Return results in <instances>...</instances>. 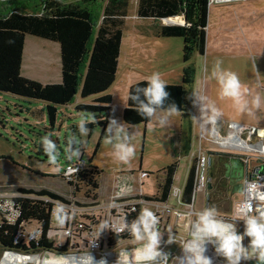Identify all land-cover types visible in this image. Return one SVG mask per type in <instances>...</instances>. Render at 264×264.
<instances>
[{"label": "trees", "instance_id": "trees-1", "mask_svg": "<svg viewBox=\"0 0 264 264\" xmlns=\"http://www.w3.org/2000/svg\"><path fill=\"white\" fill-rule=\"evenodd\" d=\"M207 1L135 0V17L148 18L157 22L149 31H141L137 28L140 33H150L155 37H180L182 40L181 62L183 66L180 83L168 84L166 91L170 93L169 102H174L178 106L183 113L181 119L186 122L191 103L189 87L194 72L189 60L193 53L200 56L204 53ZM128 2L129 0H0V92L25 100L42 101L50 127L55 121L56 105L72 103L75 95L80 98L88 97L89 102H77L73 105V109L79 114L87 112L97 114V123L89 124L88 127L92 125L100 127L99 141L111 113V96L106 90L114 81V70ZM93 7L98 8L99 11L96 21H93L91 15ZM175 16H181L182 23H159L165 18ZM25 35L58 45L60 75L58 83L42 84L20 75L19 68ZM94 38L102 47L101 57L98 60L94 56L95 49H91ZM89 54L93 59H90L85 66ZM137 84L140 87L146 86L144 80L131 83L127 87L125 104L120 112L121 120L129 125L146 124L149 121L141 117L136 112L135 105L127 99L129 88ZM187 147L185 144L182 150L186 152ZM214 154L222 156L224 153ZM195 161L196 157L189 164L180 191V200L184 204L190 202ZM220 165L221 167L214 163L208 173L210 184L206 191L208 206H214L213 200L220 201L224 193L229 201L232 197L231 186L225 187L221 179L224 167L223 163ZM176 166L175 159L167 164L161 170L162 178L156 184L154 194L142 195V197L152 201H167ZM99 172L96 166L86 162L85 168L65 182L72 193L78 192L80 186L84 187L81 195L83 200L88 202L79 204L74 201L76 205L89 206L98 203L96 191ZM144 173L145 177L149 174ZM15 191L17 195L6 199L7 204L0 202L1 250L14 251L17 254H33L40 251L62 253L64 246L53 245L48 231L51 229L54 218L53 207L57 202L67 203L69 201L46 188L33 189L20 186ZM136 216L137 210L125 217L130 222ZM75 221H80L83 229L93 224V218L85 215L76 216ZM31 223L34 224L33 229L39 230L37 238L27 241L24 237H18L14 240L16 232L18 230L23 232V227ZM129 239L133 238L127 231H122L117 235H109L106 244L110 246L115 242Z\"/></svg>", "mask_w": 264, "mask_h": 264}, {"label": "rangeland", "instance_id": "rangeland-1", "mask_svg": "<svg viewBox=\"0 0 264 264\" xmlns=\"http://www.w3.org/2000/svg\"><path fill=\"white\" fill-rule=\"evenodd\" d=\"M231 3L232 2H216L208 8V11L210 10L209 14H212V16L215 15V18L213 22L208 25L205 32L206 44L203 55L200 56L197 53H193L190 56L189 62L194 71L193 79L189 87L191 94L196 91H202L207 97L210 94L213 95L212 97L215 96L217 85L212 88V85L216 83V81L211 78L210 73L214 62L218 59L223 62V68L231 71H234V63L236 66L242 65L252 68L255 82L259 83L263 81L259 69V60L255 54L253 52H248L249 60L239 57L243 53L242 50L244 48L247 50H249V48L248 46L244 47L247 40L244 34L239 33L241 31L240 29L238 30L237 25L236 28H232L233 24L236 23L237 10L235 8L224 9L220 12H215L214 10L215 6H223ZM134 9L135 0H129L126 14L127 18H124V26L122 28L124 38L127 33L131 31L130 28H132L131 26L135 22V27L141 31L157 23L148 18H136ZM226 14L227 17H231L234 21L225 22L223 19ZM91 15L93 21H96L95 19L99 16L98 8L93 7L91 9ZM137 33L142 36H152L161 43L155 48L163 52V54L168 55L166 61L159 62L157 65L158 68L162 67L160 72L162 78H168L167 81L173 84L180 83L178 75L181 76V67L183 66L181 62V38L155 37L150 33L144 34L139 31H137ZM25 36L29 37V35ZM49 44L56 45V43L51 41ZM129 46L130 40L129 37H127L122 45V50H129ZM22 49L24 61L21 66V73L25 78L29 79V45L25 44ZM130 50L133 62L132 69L127 68V63L125 62L130 60L129 57L124 60V56L121 53L114 81L106 90L111 96V113L109 117H114L118 120H121L120 111L125 104L127 82L133 83L139 80H145L146 77L152 74L151 71L148 70L150 63L143 64L142 62H138L136 52L134 49ZM161 63L163 64L161 65ZM154 66L155 64L153 63L151 67ZM254 68H256L257 71H255ZM127 71H129L128 74ZM34 75L36 78H39L38 80H42L48 74L38 68L35 69ZM74 99L81 103L90 101V98H80L78 95H76L73 100ZM213 101H215L218 106L216 96ZM122 104L123 106H121ZM43 106L44 103L40 100H25L9 93L0 92V202H3V204H7L5 202L6 199L17 195L15 189L20 186L33 189L46 188L61 195L68 201H75L79 204L87 203L88 201L85 199L83 200V196L81 195V193L84 192L83 186H80L78 192L74 191L72 193L70 187H68L65 181L59 176L62 168L66 164L76 160V158L71 160L67 158V141L73 135L77 137V147L81 153L80 157L86 162L96 166L100 171L97 179L100 188H102L105 194L112 191H129L128 189H131L129 192H133L139 189L142 195L150 196L154 194L156 184L159 183L162 178L161 170L175 159L177 166L173 175L172 188L168 196V203L170 204H176L174 190L182 189L188 166L191 159L196 157L198 146L201 147L202 150H207L211 147L212 149H217L225 153L255 156L253 151L240 149L228 150L220 149L216 146L214 147V145H211L209 142L202 140V137L199 135L200 132H198L201 126L198 123L195 122L192 123V125L190 124L191 128L188 130L185 126L186 121H179L180 116H173L170 125L166 128L154 126V122L152 121H148L146 124H134V127L130 128V131L134 134L133 143L136 145V155L130 164L126 165L116 160L112 154L111 146L104 143V133L98 141L100 133V127L98 125L89 127L90 131L85 136L79 133L77 124L81 114L74 111L73 104L69 103L55 106L56 114L52 127L48 124ZM195 110L197 111V109L192 106V103H190V115L193 114ZM223 119L222 116L216 126H218L220 122L224 123L225 121H223ZM182 121L184 124H182L181 129L178 130V125ZM201 130L204 135L208 134L206 129L201 128ZM45 135H50L51 139L55 141L57 145L58 157L55 164L49 161L41 145V137ZM185 136H187L189 141L186 153L182 152L179 144L177 145V143H180V140H185ZM139 172H148L149 174L146 177L139 178ZM234 198H236V195H232L229 201L228 196L225 197L224 193L220 201L213 200V205L221 214L228 215ZM193 202L194 209L202 210L205 208V193L203 190L201 192H196ZM33 227V223L25 225L23 227V233L33 229ZM171 231L172 228L169 226L164 232H161L164 235V240L171 234ZM176 235L179 236L180 234L177 233ZM247 243L248 239L246 238V244ZM124 244L123 241H118L112 245L110 249H118L124 246ZM178 245L179 243L170 246L162 243V247L165 251L175 253L177 252L175 249H178ZM4 252L5 251L0 248V259ZM11 252L15 253L14 251ZM36 253H39L38 255L40 257L46 254L44 251ZM53 254L63 255V252ZM83 257L84 255L80 257L69 256L66 257V262L67 264H84ZM2 264H36V259L23 258L20 260L16 256L7 255ZM109 264L114 263L109 262ZM242 264H244V262H242Z\"/></svg>", "mask_w": 264, "mask_h": 264}, {"label": "clouds", "instance_id": "clouds-1", "mask_svg": "<svg viewBox=\"0 0 264 264\" xmlns=\"http://www.w3.org/2000/svg\"><path fill=\"white\" fill-rule=\"evenodd\" d=\"M222 64L221 60H216L210 73L211 78L219 86V98L231 100L233 107L239 113H251L252 109L261 108L264 104L261 95H253L239 75L223 68ZM144 82L145 87H140L139 84L130 87L127 96L141 117L154 122V126L166 128L170 125L173 116L183 115L174 102H169L170 93L166 91L168 84L161 73L153 72ZM189 99L192 106L197 109V115L192 116L191 119L201 128L211 132L222 118V110L202 91L193 92ZM95 123H97L95 113L81 114L77 124L79 133L82 136L87 135L90 131L88 125ZM132 127L134 126L122 120L108 117L107 126L103 130L104 143L111 146L116 160L126 165L130 164L136 155L134 134L130 131ZM41 145L49 161L55 164L58 157L55 141L50 135H45L41 137ZM80 155L77 137L73 135L67 141V158L78 159ZM73 171L76 172L77 168ZM245 183L249 182L245 181ZM182 215L186 217L188 234L187 238L178 245L180 254L177 256L162 248V243L169 246L176 244L175 235L169 234L167 240L163 239L164 235L159 229V218L150 208H141L138 216L130 222L126 217L124 218L120 231H127L139 245L133 250L136 264H172L173 260L175 264H213V260L207 255L209 245L214 248L217 256L223 257L225 264H242L253 260L256 264H264V212L259 214L249 212L242 215L239 220H228L214 206H208ZM236 221L243 222L242 233L238 230ZM108 228L107 223L101 224L100 235ZM245 238L248 239L247 244L244 243ZM133 253L121 252L120 257L125 259L117 258L115 264H128V257ZM82 259L84 264H106L104 259L96 260L90 251ZM36 264H67V262L62 255L45 254L44 257L37 258Z\"/></svg>", "mask_w": 264, "mask_h": 264}, {"label": "built area", "instance_id": "built-area-1", "mask_svg": "<svg viewBox=\"0 0 264 264\" xmlns=\"http://www.w3.org/2000/svg\"><path fill=\"white\" fill-rule=\"evenodd\" d=\"M220 1L231 0H208L207 4L209 5L210 3ZM254 130L255 129L249 128L243 124L229 123L225 134H220L212 129V131L209 132V137H205L201 133H199V135L202 137L203 141H208L220 149L253 151L256 158L264 161V142L250 139L251 134L255 132ZM242 133H245L246 135L243 136ZM236 155L241 158L245 165L251 159V156L247 154ZM85 166V160L79 157L74 162L66 164L62 168L59 176L66 182L71 180L72 176L85 168ZM208 166L209 158L201 152V149L198 146L193 173L191 198L190 202L186 204L181 202L180 192L176 189L174 190L176 204H170L168 201L160 202L146 200L142 197L139 189L133 191L130 195H125L123 191H112L110 199L106 205L97 203L96 205L80 206L76 205L74 201H69L67 203L57 202L52 210L54 218L51 229L48 231V235L52 239L53 245L58 247L64 246L65 249L63 250L62 255L64 257L85 256V254L90 251V254L95 257L96 260L104 259L106 264H109V262L115 264L117 258L120 260L125 259L124 257H120L119 254L121 252L128 251L129 253H133V250L139 247V245L133 239H129L123 241L125 243L124 246L112 250L110 247L116 242L107 246V237L111 234L117 235L122 232L120 231V228L127 214L137 210L138 216L141 208L148 205L159 218L160 231L165 229L166 222L169 218L173 219V231L171 234L175 235L176 243H179L180 245L183 240L187 238L188 234L186 217L182 214L189 211H199L194 209L193 201L196 192H201L202 190L205 191V186L208 182ZM75 168H77L76 172L73 171ZM138 177H145V173L139 172ZM245 181L249 183L246 184ZM129 196L135 197L125 198ZM207 204L208 202L205 199V206H207ZM238 205H240V207H238ZM101 209H104L105 212L102 217L99 214ZM249 212L252 214L264 212V172H261L259 167H250L249 169L245 167V177L242 181L241 196L238 200L233 201L230 213L228 215H222L228 220H239L242 215ZM84 215L93 218L92 223L94 225L89 224L87 229H83V225L80 221H75L76 216ZM103 223H107L109 228L104 230L100 235V225ZM236 224L238 230L242 233L244 231L243 222L236 221ZM38 232L39 230L37 228L24 233L21 230H18L14 236V240L18 237H24L27 241L35 240L38 236ZM177 233L180 235H176ZM244 243L246 244V238ZM44 253L53 254L51 251H44ZM38 254L39 253H31V255ZM179 254L180 249L178 247L177 255ZM207 255L213 260V264H225L220 260V257L215 254L214 248L211 245L208 247ZM2 256H4V253ZM128 264H136L134 253L128 257ZM172 264H175V261H173Z\"/></svg>", "mask_w": 264, "mask_h": 264}, {"label": "crops", "instance_id": "crops-1", "mask_svg": "<svg viewBox=\"0 0 264 264\" xmlns=\"http://www.w3.org/2000/svg\"><path fill=\"white\" fill-rule=\"evenodd\" d=\"M220 2H232V3L227 4V5H223V6H220V5L215 6L214 7L215 12H220V11H222L224 9H228V8H235L237 10V15H236V23L237 24L234 23L232 28H236V25H237L238 30L240 29V31H241L239 33L244 34V36L246 37V40H247V43L244 44V47L248 46V48H249V50L244 48L242 50L243 53L239 57H243V58L249 60L248 52H253L259 60V69H260V74L263 78V81H260L259 83L255 82V80L253 79L254 74H253L252 68H248V67L242 66V65L236 66V64L234 63V66H233L234 69L233 70H234V72H236L239 75L241 81L243 83H245L246 85H248L250 92L253 95L260 94L262 99H264V0H245V1L231 0V1H220ZM214 3H216V2H213V3H210L209 5H207L205 32L207 30L208 25H210L211 22H213V20L215 18V15L212 16V14H209L210 10L208 11V8L211 5H213ZM126 18H127V16H126ZM170 19H173V20L170 21L169 18H167V19L161 20L159 23H162V24H166V23H178V24H180V23H182L181 16H175V17H172ZM223 20L225 22L234 21L231 17H227V14L225 15ZM135 24H136V22L134 24H132V26H131L132 28H130L131 31L128 32L127 35L125 36V38L129 37V40H130L129 48L134 49V51L136 52L138 62H142L143 64L150 63L148 70H150L151 73H153V72H159L160 73L162 70L161 69L162 67L158 68L157 65L159 62L166 61L168 59V55L163 54V52H161L155 48L156 46H159V44H161L157 41L156 38H154L152 36H142L141 34L137 33L138 30H137V27H135L136 26ZM150 28L151 27H147L146 30L149 31ZM123 34L124 33L122 32L120 47H119V54L117 57V63H116V67L114 70V77H115V74L117 71V67H118V63H119L121 53L124 56V60H126L127 57H129V59L131 60V63H130V60L125 61L127 63V68L132 69V66H133V62H132V58H131V50L130 49L129 50H126V49L122 50V45L125 42V38H124ZM205 41H206V39H205ZM49 42H47V40H42L40 38L33 37V36H29V37L25 36L24 40H23V47L25 44L29 45V79H32L35 81L39 79V78H36L34 75L35 69L39 68L48 74L44 79L38 80L42 84H44V83H58L60 81V75L58 74V72H59V54H58L57 44L56 45L49 44ZM93 48L95 49V55L94 56H95L96 60H98L101 57L102 47L95 40V38L93 39V42L91 45V49H93ZM158 54H159V56H158ZM90 59L92 60L93 58H91L90 54H89V57L85 63V66L87 65V63H89ZM23 61H24V59H23V51H22L19 73L21 76L24 77V75H22V73H21V66H22ZM153 63L155 64V66L151 67ZM162 64L163 63H161V65ZM254 70L257 71L256 68H254ZM129 71H131V70H129ZM129 71H127V74L129 73ZM178 78H180V75H178ZM167 79H166V77H164V80L167 82V84H173V83L167 81ZM130 84H131V82L128 81L126 86L128 87ZM216 85H217V83H214L212 85V88H214V86H216ZM216 90L217 91L215 93V96L217 97L218 107L222 110L223 118H224L223 121H225L226 123L220 122V123H218V126L215 125V127L213 129L216 130L220 134H225L226 129H227V125L229 123L243 124V125L248 126L249 128H253L255 130H260V132L255 131L251 134V136H250L251 140H253V138H254L255 141L264 142V104H262L261 108H259V109H252L251 113H248V112L239 113L233 107L231 100H227V99L221 100L219 98V86L218 85L216 87ZM212 96L213 95L210 94V95H208V98L210 100H213L215 96L214 97H212ZM75 103H77L76 99H74L71 104L74 105ZM121 106H123V104ZM196 114H197V111L195 110L193 112V114H191V115L195 116ZM191 115L189 112V116H187L188 121L185 123V126L188 130L191 128L192 123H195L191 119V117H192ZM181 120L182 119L180 117L179 121H181ZM182 124H184V123L183 122L179 123L178 130L181 129ZM206 131L208 134L204 135V133L201 130V127L198 130V132H200L203 136L209 137V131L208 130H206ZM242 135L245 136L246 134L242 133ZM206 142H208V141H206ZM178 144H179L181 150L184 148L185 144H187V146H188L189 141H188L187 136H185V140L184 139L180 140V143H177V145ZM210 144L214 145L212 143H210ZM214 147H215V145H214ZM200 149H201V147H200ZM187 150H188V147H187ZM182 152H184V150H182ZM186 152H184V153H186ZM201 152H203L209 158V166H208V173H209V170L212 168V165H214V159L217 157V155L214 153L223 152V151H220L217 149L215 150V149H212L210 147L207 150L201 149ZM223 153L225 155L228 154L225 152H223ZM245 167L248 169L250 167H252V168L259 167L260 171L264 172V161L259 160L255 156H251L250 161L245 165ZM208 181H209V174H208ZM99 185L100 184L98 183V188L96 191V195H97L96 200L98 201L99 204L106 205L110 199L112 192L105 194ZM177 191L180 192L181 190H177ZM206 191H207V188L205 186L204 193H205V199L207 201ZM123 192L125 195H130L131 193H133V192H129V191H123ZM232 195H236V198H234L233 201L238 200L241 196V191L239 193H232ZM167 201H168V199H167ZM231 206H232V204H231ZM144 207L150 208V206H148V205H146ZM193 207H194V203H193ZM205 207H208V204ZM195 210H199V209H195ZM104 213H105L104 209H101L99 211V214L101 215V217L104 216ZM172 222H173V219L169 218V220H167V222H166V226H165L164 230H166L170 226L172 228V231H173ZM164 230H162L161 232H164ZM175 250H177L176 253L171 252V254L173 256H177V254H178V249L176 248ZM2 258H3V256L1 257V259ZM220 260H222L225 263L223 258L220 257ZM244 264H256V261H254V260L248 261V262H244Z\"/></svg>", "mask_w": 264, "mask_h": 264}, {"label": "water", "instance_id": "water-1", "mask_svg": "<svg viewBox=\"0 0 264 264\" xmlns=\"http://www.w3.org/2000/svg\"><path fill=\"white\" fill-rule=\"evenodd\" d=\"M167 19V18H165ZM260 132V130H254ZM223 154L222 156H224ZM224 175L228 177V182L231 185V193H239L241 191L242 182L240 180L245 176V163L236 154H226L223 162ZM209 181L206 183V188L209 189ZM9 253L11 251H5ZM4 252V253H5ZM13 253V252H11ZM23 255V254H19ZM31 255V254H27Z\"/></svg>", "mask_w": 264, "mask_h": 264}, {"label": "flooded vegetation", "instance_id": "flooded-vegetation-1", "mask_svg": "<svg viewBox=\"0 0 264 264\" xmlns=\"http://www.w3.org/2000/svg\"><path fill=\"white\" fill-rule=\"evenodd\" d=\"M225 161V156H217L215 159H214V163L215 164H217V165H219V167H221V163H223ZM223 175L221 176V179H222V181H223V183H224V185H225V187H227L228 185H229V182H228V177H226L225 175H224V172L222 173ZM245 177V176H244ZM243 177V178H244ZM241 182L243 181V179L242 180H240ZM231 186V185H230Z\"/></svg>", "mask_w": 264, "mask_h": 264}, {"label": "bare ground", "instance_id": "bare-ground-1", "mask_svg": "<svg viewBox=\"0 0 264 264\" xmlns=\"http://www.w3.org/2000/svg\"><path fill=\"white\" fill-rule=\"evenodd\" d=\"M169 20L171 21V20H173V19H170L169 18ZM9 256V255H11V256H16L18 259H23V258H27V259H29V258H34V259H36L37 260V258L38 257H40L39 255H19V254H15V253H11V252H9V253H4V256H3V258L0 260V264H2V263H4V259L6 258V256ZM83 256V255H82ZM44 257V256H43ZM73 257V256H72Z\"/></svg>", "mask_w": 264, "mask_h": 264}]
</instances>
